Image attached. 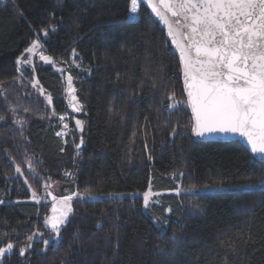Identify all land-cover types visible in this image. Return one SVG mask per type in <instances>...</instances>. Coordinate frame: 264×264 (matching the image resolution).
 <instances>
[{
	"label": "trees",
	"instance_id": "1",
	"mask_svg": "<svg viewBox=\"0 0 264 264\" xmlns=\"http://www.w3.org/2000/svg\"><path fill=\"white\" fill-rule=\"evenodd\" d=\"M33 40L54 60L20 69ZM66 72L83 134L65 103ZM173 92L180 104L169 110ZM186 99L179 57L144 4L132 16L130 0H0V247L15 246L0 264H264V162L239 140H198ZM53 182L93 196L73 197L60 243L45 249L27 237H51ZM149 185L161 194L145 209Z\"/></svg>",
	"mask_w": 264,
	"mask_h": 264
},
{
	"label": "snow or ice",
	"instance_id": "2",
	"mask_svg": "<svg viewBox=\"0 0 264 264\" xmlns=\"http://www.w3.org/2000/svg\"><path fill=\"white\" fill-rule=\"evenodd\" d=\"M141 3H146L167 26V35L179 50L186 106L191 108L192 113V132L201 138L238 134L245 138L250 152L264 160V0H130L132 16L138 13ZM47 31L44 30L45 36ZM39 49L40 41L33 40L17 58V65H31V60L24 59V54L36 53ZM40 59L50 61L51 57L42 55ZM38 84V80L33 81L34 87ZM67 84L68 90L73 93L72 100L77 101L72 107L79 112L81 105L74 95L71 75L67 77ZM47 99L51 104L52 97ZM168 100L175 101L168 104L169 110L176 109L180 104L174 92L169 94ZM3 119L0 116V120ZM76 126L82 130V121L77 120ZM64 128L67 129L68 125L65 124ZM63 134L57 132L58 136ZM26 162L28 169L35 172L31 159L26 158ZM15 170L23 174L19 164ZM28 187L31 188V185ZM176 191L179 193L181 189ZM92 196L91 192L73 193L59 200L52 196L53 214L45 219L46 227L51 229V238L43 239V233H38L28 236L27 240L32 241L34 236L39 235L45 249L52 245L60 239L62 227L73 212V197ZM142 198L145 209L154 206L151 185ZM32 199H38L35 191ZM14 247L11 242L6 247H0V257ZM30 247L31 244L21 247L19 254L23 256ZM229 248L235 251L232 244Z\"/></svg>",
	"mask_w": 264,
	"mask_h": 264
},
{
	"label": "water",
	"instance_id": "3",
	"mask_svg": "<svg viewBox=\"0 0 264 264\" xmlns=\"http://www.w3.org/2000/svg\"><path fill=\"white\" fill-rule=\"evenodd\" d=\"M142 4H144V5L149 9L151 16H152V17H153V18L159 23L160 27L166 32V35H167V26H166V25H165V24H164V23H163L158 17H156L154 13H152L151 8H149V7L146 5V3H142ZM46 36H47V35H46ZM46 36H45V33L42 32L43 40L46 39ZM167 38H168V40H169L171 46L174 48L175 52L177 53V55H178V57H179V50L176 48L175 45L172 44V42H171V38L168 37V35H167ZM44 56L51 57V56H49V55H44ZM53 60H54L53 57H51V60H50V61H45V62L48 63V64H51V63L53 62ZM181 66H182V65H181ZM69 75H71L72 78H73V85H72V86H73V88L75 89V93H74V95L77 97L78 102H79V104L81 105V111H79V112L75 111V109L72 107V105H73L74 103H76L77 101H73V100H72V95H73V93L70 92V91L68 90L67 77H68ZM182 79H183V74H182ZM65 103H66V106H67V109H68L69 113L73 116V123H74V126H75L76 131H77L78 133H80V134H83V133H84V130H85V124H84V122H83V120H82V118H81V116H82V114H83L82 104H81V102H80V100H79V97H78V92H77V88H76V84H75L74 77H73V75H72L70 72H66V73H65ZM190 110H191V108H190ZM77 120L82 121V123H83L82 130L76 126V121H77ZM194 135H195V134H194ZM195 137H196L198 140H222V141L239 140V141H241V142H242V143H243V144H244V145L250 150V147L246 144L245 138L240 137L238 134H228V135L216 134V135H214V136H212V137H210V138H201V137H198V136H196V135H195ZM81 140H83L82 137L80 138V142H79V145H78L79 148H81V147L83 146V144H84V140H83V143H81ZM252 154H253V153H252ZM253 155H254V157H255L256 159H258V160L264 162V160H262V159L260 158L259 155H257V154H253ZM49 193L51 194V195H49V198H50V202H51V204H50V207H49V212H48L47 217H49V216H51V215L53 214V213H52V206H53L52 196H56L58 200H59V198L64 197L63 195H57V194H55V193L52 192V191H49L48 194H49ZM65 196H68V195H65ZM71 204H72L73 212H72L71 214H69V219H68L66 225H64V226L62 227L61 233H62V231H63V230L69 225L70 220H71V218H72L73 215H74V205H73V200L71 201ZM47 228H48V229L50 230V232H51V229H50L49 227H47ZM51 235H52V233H51ZM50 238H51V237H50ZM50 238H49V239H50ZM61 238H62V237H61V234H60V239L55 240L52 244L58 245V244L60 243V241H61Z\"/></svg>",
	"mask_w": 264,
	"mask_h": 264
},
{
	"label": "rangeland",
	"instance_id": "4",
	"mask_svg": "<svg viewBox=\"0 0 264 264\" xmlns=\"http://www.w3.org/2000/svg\"><path fill=\"white\" fill-rule=\"evenodd\" d=\"M40 41V49L36 52V53H32V54H29V53H25L24 54V59H30L31 60V65H19V68L20 69H25V68H31V69H34L35 70V67L37 65V60L44 54H45V50L43 48V45H42V42L41 40ZM55 69L63 76L64 75V68L58 64L55 65ZM49 95L46 94V98H48ZM48 100V99H47ZM61 117H64L63 120H61L60 118ZM69 117L67 115H63V116H59V132H63L64 134L60 136V138L62 139V141L64 142V144L67 143V139L69 136H71V131H70V125H69ZM67 124L68 125V128L65 129L64 128V125ZM263 185H264V182H263ZM68 185H66V183L64 182H53L52 183V187H51V191L54 192L55 194L57 195H62L63 193V190L65 189L66 190V193H68V195H72L73 193L68 190ZM152 194H153V201L155 200V198L157 196H159L161 193L160 192H154V191H151ZM38 198V197H37ZM38 200V199H37ZM152 201V202H153ZM2 257H0V260H1Z\"/></svg>",
	"mask_w": 264,
	"mask_h": 264
}]
</instances>
